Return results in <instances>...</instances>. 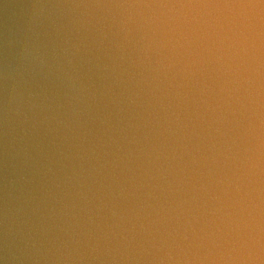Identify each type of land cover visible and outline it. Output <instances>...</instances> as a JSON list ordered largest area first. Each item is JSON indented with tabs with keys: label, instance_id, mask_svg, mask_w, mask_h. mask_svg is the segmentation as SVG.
Segmentation results:
<instances>
[{
	"label": "clouds",
	"instance_id": "1",
	"mask_svg": "<svg viewBox=\"0 0 264 264\" xmlns=\"http://www.w3.org/2000/svg\"><path fill=\"white\" fill-rule=\"evenodd\" d=\"M165 7L191 9L193 12L172 21L167 38L151 40L148 48L154 45L164 49L171 45L174 51L177 43L173 38L178 35L183 41L180 47H194L208 53L214 58L209 62L219 65L216 71L224 77L238 72L240 66L247 63L245 57L250 51L255 53L251 58L257 59L264 68V0H189L188 3ZM259 155L264 158V140ZM260 250L262 255L257 258L229 255L207 264H264V242L260 243Z\"/></svg>",
	"mask_w": 264,
	"mask_h": 264
}]
</instances>
